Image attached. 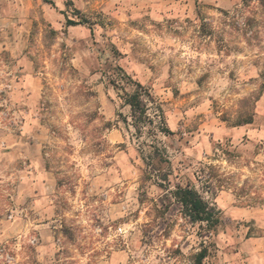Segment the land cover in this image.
Returning <instances> with one entry per match:
<instances>
[{"label":"clouds","instance_id":"1","mask_svg":"<svg viewBox=\"0 0 264 264\" xmlns=\"http://www.w3.org/2000/svg\"><path fill=\"white\" fill-rule=\"evenodd\" d=\"M0 264H264V0H0Z\"/></svg>","mask_w":264,"mask_h":264}]
</instances>
